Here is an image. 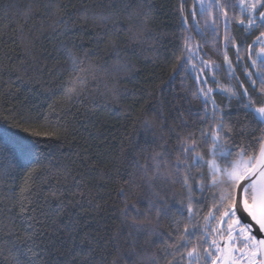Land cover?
<instances>
[{
  "label": "snow or ice",
  "instance_id": "obj_1",
  "mask_svg": "<svg viewBox=\"0 0 264 264\" xmlns=\"http://www.w3.org/2000/svg\"><path fill=\"white\" fill-rule=\"evenodd\" d=\"M159 11L0 0V264H264V0Z\"/></svg>",
  "mask_w": 264,
  "mask_h": 264
},
{
  "label": "trees",
  "instance_id": "obj_2",
  "mask_svg": "<svg viewBox=\"0 0 264 264\" xmlns=\"http://www.w3.org/2000/svg\"><path fill=\"white\" fill-rule=\"evenodd\" d=\"M4 2H7V0H4ZM177 2L178 0H155V4L157 5V8L160 9L157 16V23L168 25V24H173L175 22V17L172 15V12ZM33 23L38 26L41 23V21L35 20L33 21ZM42 44L44 47L47 48L51 47V45L48 43L47 40L42 41ZM10 87H12L13 89H15L16 87H21L24 92H27V88L23 87L18 81L15 80L10 85ZM127 87L131 89L133 87V84L129 83L127 84ZM131 99L132 97H128V99L123 102L128 103L131 101ZM99 119L101 123L107 124V127L105 129V134H108L109 131L114 133L119 129L121 124L128 123V121L125 119V113L123 111L116 113L111 109L101 110L99 112ZM113 125H115L116 127L113 128Z\"/></svg>",
  "mask_w": 264,
  "mask_h": 264
}]
</instances>
